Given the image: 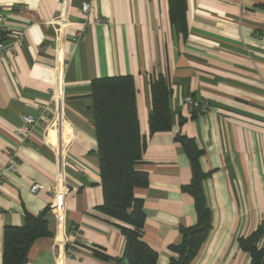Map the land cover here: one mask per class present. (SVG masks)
I'll return each mask as SVG.
<instances>
[{
  "label": "crops",
  "instance_id": "0c3cea01",
  "mask_svg": "<svg viewBox=\"0 0 264 264\" xmlns=\"http://www.w3.org/2000/svg\"><path fill=\"white\" fill-rule=\"evenodd\" d=\"M84 1L90 10H82ZM187 31L170 19L169 0H0L3 33H22L0 60V264L6 225L49 209L52 235L38 238L27 264H127L126 239L103 202L91 83L130 75L144 138L135 188L146 212L144 240L169 264L181 228L197 223L193 177L179 136L202 151L212 229L190 264H251L239 239L259 228L264 246V0H185ZM55 22V24H54ZM83 32L84 36L76 39ZM171 85L172 127L150 133L152 85ZM211 110L189 114L185 95ZM54 115L27 140L17 131L26 113ZM16 171H5L11 157ZM44 185L37 193L31 186ZM60 213L52 208L55 194ZM64 196V198H63ZM102 253L101 257L98 253ZM71 253L72 256H68Z\"/></svg>",
  "mask_w": 264,
  "mask_h": 264
},
{
  "label": "trees",
  "instance_id": "16d2710c",
  "mask_svg": "<svg viewBox=\"0 0 264 264\" xmlns=\"http://www.w3.org/2000/svg\"><path fill=\"white\" fill-rule=\"evenodd\" d=\"M169 1L170 19L185 33L186 2ZM171 92L170 82L165 76L161 75L153 83L150 133L171 129ZM91 96L103 189V202L99 210L113 218L124 235V258L127 264H157L158 252L143 238L146 222L144 202L135 194L136 187L147 184L148 175L136 168L142 159L145 144L136 108L134 80L130 75L96 78L91 83ZM179 139L192 166V180L183 189L194 196L197 223L181 228L180 242L170 247L174 255L169 264H190L212 229V210L203 187L207 174L200 166L202 151L194 140L181 135ZM48 212V208L39 214L27 212L23 225L4 227L2 264H27L33 243L40 237L52 235ZM262 235L263 228H259L239 239L240 247L251 256V264H264V246L259 245ZM98 255L104 257L100 252Z\"/></svg>",
  "mask_w": 264,
  "mask_h": 264
},
{
  "label": "built area",
  "instance_id": "2783aa9c",
  "mask_svg": "<svg viewBox=\"0 0 264 264\" xmlns=\"http://www.w3.org/2000/svg\"><path fill=\"white\" fill-rule=\"evenodd\" d=\"M90 2L84 1L82 4V10L85 13H88L90 10ZM5 14L4 11L0 8V60L6 57L8 54L17 50V46L19 43L23 41V34H17L12 39L6 37L3 33L2 26L5 22ZM55 24V22H54ZM84 36L83 32H79L76 35V39H80ZM183 102L187 108L189 114H204L211 110V103L206 99L196 98L191 94H187L183 98ZM54 115H52L51 109L49 106L43 107L42 112L39 115H35L32 113L23 114L22 120L23 124L17 133L20 135L22 140H27L30 138L32 130L38 124H42L47 128L50 124ZM18 167V161L15 156H12L8 164L6 165L5 171H16ZM6 181L5 172L0 174V183ZM44 187L43 184L39 182H35L31 186V192L37 193L40 189ZM64 193L55 194L56 201L53 203L52 208L56 210L57 214L60 213V205L59 200H61V196ZM64 198V196H63ZM59 215V214H58ZM68 256H72L71 253H68Z\"/></svg>",
  "mask_w": 264,
  "mask_h": 264
}]
</instances>
